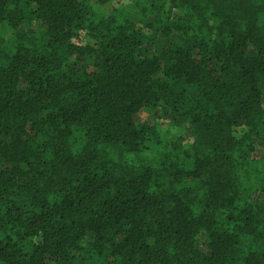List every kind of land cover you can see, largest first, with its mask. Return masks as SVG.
<instances>
[{"label": "trees", "instance_id": "obj_1", "mask_svg": "<svg viewBox=\"0 0 264 264\" xmlns=\"http://www.w3.org/2000/svg\"><path fill=\"white\" fill-rule=\"evenodd\" d=\"M109 2L0 0V264H264V0Z\"/></svg>", "mask_w": 264, "mask_h": 264}, {"label": "rangeland", "instance_id": "obj_2", "mask_svg": "<svg viewBox=\"0 0 264 264\" xmlns=\"http://www.w3.org/2000/svg\"><path fill=\"white\" fill-rule=\"evenodd\" d=\"M114 2V0H112ZM112 1L107 4V8L110 7L112 4ZM129 7L130 4L128 2H123L120 5ZM134 8V7H130ZM139 25H141L139 23ZM139 115L142 119V121H153L160 123L162 125V129L165 131V135L169 136V138H176L178 136H182L185 133V128L183 124H181L177 119H175L173 116L169 114V112L165 111V109L162 106H156V107H143L141 111L139 112ZM246 132L244 128H239L236 130V133L238 135H243ZM202 246H204V243L200 242Z\"/></svg>", "mask_w": 264, "mask_h": 264}]
</instances>
